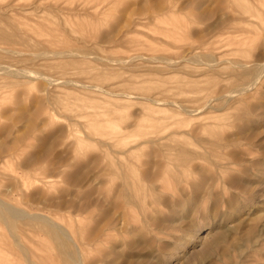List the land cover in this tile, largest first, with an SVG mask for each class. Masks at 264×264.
I'll list each match as a JSON object with an SVG mask.
<instances>
[{"label": "rangeland", "instance_id": "obj_1", "mask_svg": "<svg viewBox=\"0 0 264 264\" xmlns=\"http://www.w3.org/2000/svg\"><path fill=\"white\" fill-rule=\"evenodd\" d=\"M0 63V197L64 232L0 264H264V0H0Z\"/></svg>", "mask_w": 264, "mask_h": 264}, {"label": "bare ground", "instance_id": "obj_2", "mask_svg": "<svg viewBox=\"0 0 264 264\" xmlns=\"http://www.w3.org/2000/svg\"><path fill=\"white\" fill-rule=\"evenodd\" d=\"M201 43V42H200ZM208 55V54H207ZM210 55V54H209ZM208 55V56H209ZM212 57V56H211ZM216 59V58H215ZM213 60V59H212ZM218 61V60H217ZM208 63H211V62H208ZM1 64V63H0ZM212 64V63H211ZM1 67V66H0ZM7 68V67H6ZM11 68V67H10ZM15 69V67L13 68ZM20 69V68H19ZM24 69V68H23ZM7 71V70H6ZM10 71V69H9ZM12 71V70H11ZM21 72V71H20ZM4 73V72H3ZM13 73V71H12ZM26 73V71H25ZM17 74V73H16ZM33 74V73H32ZM65 81V80H64ZM69 81V80H68ZM254 82V81H253ZM252 82V83H253ZM251 86V85H250ZM99 87V86H96V88ZM254 87V86H253ZM102 88V87H101ZM251 88V87H250ZM249 89V88H248ZM246 89V90H248ZM244 89V92L246 91ZM242 91V90H241ZM240 91V92H241ZM112 92V91H111ZM124 93V91H122ZM122 92H119V93H122ZM243 92V91H242ZM115 93V92H114ZM122 93V94H123ZM127 93V91H126ZM128 93H130L128 91ZM238 93V91H231L230 93H228L225 97H228V98H232L233 96H236V94ZM117 94V93H115ZM134 94V93H133ZM240 94V93H239ZM124 95V94H123ZM127 95V94H126ZM147 96V95H146ZM145 96V97H146ZM132 97V96H131ZM143 98V96H142ZM150 98V97H149ZM163 101V100H162ZM157 103V102H156ZM206 103V102H205ZM211 103H206V105H210ZM199 110H202V108H198V110L196 111H199ZM2 147V146H1ZM16 148V147H15ZM134 148V147H132ZM2 148H0L1 150ZM11 150V149H10ZM10 150H8L9 152H11ZM14 150V149H12ZM14 152V151H13ZM123 163V162H122ZM125 190V189H124ZM20 208V207H19ZM17 206H14L10 203H6L1 197H0V218L2 219L3 223L6 225V227L8 228V230L10 231L11 235H12V238L15 242L19 243V237H18V234H16L15 232H13V230L17 227V222L19 221H39V222H44L46 224H48L50 230H51V233L54 234L55 236L57 237H60L61 235H64V232L59 228V226L50 221V219H48L46 216H44L42 213H27L25 211H23V209L21 210V208L19 209ZM222 234H220L221 236ZM215 238V237H214ZM219 238L217 237L216 239L210 241V240H207L206 239V236H202L201 237V243H202V247H205L207 249H212L215 245H217L219 243ZM206 249V250H207ZM205 251V250H204ZM206 252V251H205ZM208 252V251H207ZM80 256V255H78ZM79 258V257H77ZM70 261L72 262V264H82L80 262L79 259H76L74 257H69Z\"/></svg>", "mask_w": 264, "mask_h": 264}]
</instances>
